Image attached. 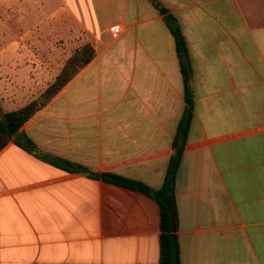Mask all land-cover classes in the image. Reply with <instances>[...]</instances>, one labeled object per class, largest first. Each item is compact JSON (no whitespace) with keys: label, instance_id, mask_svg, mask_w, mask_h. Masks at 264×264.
Here are the masks:
<instances>
[{"label":"crops","instance_id":"obj_1","mask_svg":"<svg viewBox=\"0 0 264 264\" xmlns=\"http://www.w3.org/2000/svg\"><path fill=\"white\" fill-rule=\"evenodd\" d=\"M57 18L95 56L12 135L58 166L13 140L0 151V264H159L158 204L91 175L162 186L185 109L168 22L193 95L174 182L180 264H264V0H0V116L33 99L24 75L54 74L39 46Z\"/></svg>","mask_w":264,"mask_h":264},{"label":"trees","instance_id":"obj_2","mask_svg":"<svg viewBox=\"0 0 264 264\" xmlns=\"http://www.w3.org/2000/svg\"><path fill=\"white\" fill-rule=\"evenodd\" d=\"M168 27L175 40L176 54L180 64L184 86L185 109L178 123L177 131L172 142L174 151L168 161L162 186L160 189L155 190L141 182L113 174H103L101 176L92 174L91 176L139 192L154 200L159 206L160 214L159 264H180L179 246L176 234L177 209L174 199V182L182 158L187 131L192 119L193 95L188 85L190 70L187 66L188 55L184 38L176 24L168 22ZM94 56L95 50L93 46L87 42L83 43L81 47L67 59L55 79L48 84L38 97L28 102L22 108L4 113L0 116V151L8 144V142L13 140L19 148L40 161L58 166L48 155L37 153L34 143L25 135L20 134L13 138V136L7 131L6 124H12L17 129H20L40 109L46 106L83 67L90 63ZM21 138L25 139L23 143L20 142Z\"/></svg>","mask_w":264,"mask_h":264},{"label":"rangeland","instance_id":"obj_3","mask_svg":"<svg viewBox=\"0 0 264 264\" xmlns=\"http://www.w3.org/2000/svg\"><path fill=\"white\" fill-rule=\"evenodd\" d=\"M28 5H33V1H28ZM51 22L48 21L47 25L46 23L44 24L42 45L39 46V50L54 56V60L49 58H44L43 60L44 68L51 66L54 74L50 75L44 71V74L40 75L38 71L34 72L32 70L30 74L24 75L23 78H27L28 82L30 80L31 83H34L31 91L27 93L28 98L30 96H32L33 99L38 97L48 84L55 79L67 59L79 49L83 43H86L82 38L81 32L67 19L57 18ZM34 46L33 43L28 44V48L32 51H34ZM31 63H34V61ZM2 74H0V91L6 80V77ZM24 74L27 73L24 72Z\"/></svg>","mask_w":264,"mask_h":264},{"label":"built area","instance_id":"obj_4","mask_svg":"<svg viewBox=\"0 0 264 264\" xmlns=\"http://www.w3.org/2000/svg\"><path fill=\"white\" fill-rule=\"evenodd\" d=\"M122 28L119 25L112 26L109 31L112 34L113 37H116L120 34Z\"/></svg>","mask_w":264,"mask_h":264},{"label":"water","instance_id":"obj_5","mask_svg":"<svg viewBox=\"0 0 264 264\" xmlns=\"http://www.w3.org/2000/svg\"><path fill=\"white\" fill-rule=\"evenodd\" d=\"M6 128L10 135H14L17 132V128L12 124H6ZM21 142H24V139H21Z\"/></svg>","mask_w":264,"mask_h":264}]
</instances>
